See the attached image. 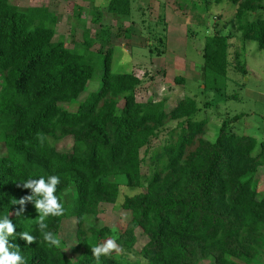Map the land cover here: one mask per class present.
Wrapping results in <instances>:
<instances>
[{"label": "trees", "instance_id": "trees-1", "mask_svg": "<svg viewBox=\"0 0 264 264\" xmlns=\"http://www.w3.org/2000/svg\"><path fill=\"white\" fill-rule=\"evenodd\" d=\"M228 2L236 5L230 23L242 42L254 41L264 53V0ZM106 9L129 16L131 2L109 0ZM56 19L47 7L21 10L0 0V147L5 151L0 155V217L14 224L16 239L9 242L19 247L26 264H201L205 259L264 264V191H258L256 179L264 166V141L233 130L244 114L223 120L215 140L205 138L207 121L196 119L195 98L184 96L170 110L165 100L137 101L140 79L111 71V47L103 54L98 88L80 101L94 74L91 41L80 51L67 47L44 24ZM211 43L214 53L208 55V45L204 51L207 70L227 63L219 58L228 37H213ZM174 81L184 83L183 77ZM170 122L176 124L166 132L168 139L149 151ZM68 137L69 150L51 143ZM147 157L148 173L143 171ZM52 175L60 178L56 195L65 212L49 217L45 231L57 236L61 247L44 240L33 202L16 203L31 195L25 181ZM122 185L142 189L121 203L130 214L126 228L97 227L99 205L116 203ZM66 191L71 193L67 203ZM67 217L76 220L75 260L60 237ZM136 229L147 236L140 250L144 262L129 258ZM25 231L35 241H24L19 234ZM109 239L121 250L97 261L92 249Z\"/></svg>", "mask_w": 264, "mask_h": 264}, {"label": "rangeland", "instance_id": "rangeland-1", "mask_svg": "<svg viewBox=\"0 0 264 264\" xmlns=\"http://www.w3.org/2000/svg\"><path fill=\"white\" fill-rule=\"evenodd\" d=\"M19 9L47 7L57 17L56 23L46 22L55 30V39L63 40L67 47L81 50L90 39L89 60L93 64V78L79 100L98 88L103 73V54L108 47L113 49L111 71L132 72L140 79L135 96L139 102L150 99L165 100L166 109H172L184 96L196 99L200 108L196 119L207 121L205 138L215 140L223 120L236 114H244L233 130L238 134L264 141V53L254 41L243 43L240 33L230 23L236 5L228 0H130L129 16H116L107 11L109 0H9ZM209 4V6H208ZM194 6V7H193ZM209 7V8H208ZM264 15V12L262 13ZM255 17V16H254ZM228 37V48L219 61L225 65L207 70L204 51L214 53L213 37ZM162 39L163 44L158 42ZM150 49L153 51L151 52ZM159 49L161 52L158 53ZM245 70V75L241 73ZM183 77L184 83H176L175 77ZM78 100V101H79ZM77 101H74V103ZM75 110L76 105L68 106ZM170 122L158 138L149 146L153 151L168 139ZM51 143L59 150H69L70 137ZM0 147V155L4 154ZM144 151H142V155ZM148 157L143 162V171L149 172ZM257 189L264 191V166L256 175ZM73 189L69 187L68 189ZM142 189L122 185L116 203H101L93 222L97 227L108 226L124 229L130 218L121 207L124 197ZM70 192H64L65 202L71 201ZM76 220H62L60 237L64 251L75 260L79 252L76 244ZM136 243L129 253L132 260L144 262L140 253L147 236L135 230ZM264 260V251L262 261ZM201 264H215L211 259ZM255 264H262L260 262Z\"/></svg>", "mask_w": 264, "mask_h": 264}, {"label": "clouds", "instance_id": "clouds-1", "mask_svg": "<svg viewBox=\"0 0 264 264\" xmlns=\"http://www.w3.org/2000/svg\"><path fill=\"white\" fill-rule=\"evenodd\" d=\"M60 178L56 175L47 178L41 176L39 179H28L23 183V187L31 190V195L17 201L23 205L25 201L34 203L38 211V227L43 232V238L50 247H61V240L52 232L45 231L48 227L49 217H59L64 215L65 209L56 195ZM22 211V209H21ZM20 215V212H17ZM15 226L8 216L0 217V264H26L25 258L21 255L19 247L10 240H15ZM20 237L27 243L35 241V237L28 232H22ZM114 239H109L105 243L95 246L92 255L100 260L102 256H109L113 251H120Z\"/></svg>", "mask_w": 264, "mask_h": 264}]
</instances>
